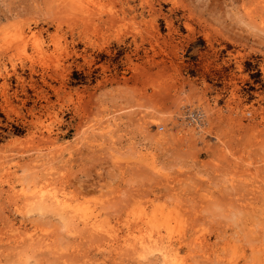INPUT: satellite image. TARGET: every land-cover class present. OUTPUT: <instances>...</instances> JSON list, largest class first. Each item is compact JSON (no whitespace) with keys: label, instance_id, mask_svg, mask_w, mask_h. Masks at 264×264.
Segmentation results:
<instances>
[{"label":"rangeland","instance_id":"rangeland-1","mask_svg":"<svg viewBox=\"0 0 264 264\" xmlns=\"http://www.w3.org/2000/svg\"><path fill=\"white\" fill-rule=\"evenodd\" d=\"M163 246L264 264V0H0V264Z\"/></svg>","mask_w":264,"mask_h":264},{"label":"bare ground","instance_id":"bare-ground-1","mask_svg":"<svg viewBox=\"0 0 264 264\" xmlns=\"http://www.w3.org/2000/svg\"><path fill=\"white\" fill-rule=\"evenodd\" d=\"M21 37V36H20ZM33 195H35V194H33ZM37 198V197H36ZM39 198H40V196H39ZM43 198V197H42ZM29 199V198H28ZM41 200V199H40ZM42 200H44V198L42 199ZM52 202H54V205H58V206H60V207H62V206H64L63 205V203H62V201L58 198V197H55L54 196V198H52ZM45 201V200H44ZM27 202V201H26ZM45 202H47V201H45ZM37 203V202H36ZM56 203V204H55ZM35 204V203H34ZM45 204V203H44ZM45 206H46V204H45ZM44 207V206H43ZM56 210H57V208H56ZM68 211V210H67ZM65 212V211H64ZM69 213V212H68ZM67 213V214H68ZM67 217V216H66ZM70 218V217H69ZM78 219H81L82 220V223L88 228V229H90L92 232H98L99 230H100V225L98 224V220H97V218L96 217H80V218H78ZM65 220V219H64ZM143 220V219H142ZM74 222V221H73ZM72 224V223H71ZM109 224V223H108ZM257 224V223H256ZM69 225V224H68ZM252 226H254V225H252ZM86 230V229H85ZM107 232V231H106ZM93 234V233H92ZM141 235V234H140ZM246 237H248V236H246ZM249 238V237H248ZM193 239V238H192ZM196 239V238H195ZM199 239V238H198ZM250 239V238H249ZM21 240V239H20ZM29 240V239H28ZM145 240V239H144ZM40 242V241H39ZM29 243V242H28ZM44 243V242H43ZM169 243V242H168ZM184 243V242H183ZM40 244V243H39ZM143 244V243H142ZM167 243H165V245H166ZM170 244V243H169ZM195 244V243H194ZM250 244V243H249ZM32 245V244H31ZM36 245V244H35ZM134 245V244H133ZM199 245V244H198ZM30 246V245H29ZM37 246V245H36ZM156 246H157V244H156ZM196 246V245H195ZM39 246H37V248H38ZM171 247V246H170ZM194 247V246H193ZM203 247V246H202ZM172 248V247H171ZM182 248V247H181ZM49 249V248H48ZM108 249V248H107ZM18 250V249H17ZM203 250V249H202ZM161 251H163L162 252V255H163V257H164V259L165 260H170V258H172L173 257V259H172V264H181V262H178V261H180V260H182V259H177V253H175V250H173V249H170L168 246H163L162 247V249H161ZM201 252V251H200ZM161 255V256H162ZM229 255V254H228ZM122 256V255H121ZM133 256V255H132ZM186 257V256H185ZM142 258V257H141ZM184 259V258H183ZM165 262V261H164ZM191 262V261H190ZM183 263V262H182ZM165 264V263H164ZM193 264V263H192Z\"/></svg>","mask_w":264,"mask_h":264},{"label":"built area","instance_id":"built-area-1","mask_svg":"<svg viewBox=\"0 0 264 264\" xmlns=\"http://www.w3.org/2000/svg\"><path fill=\"white\" fill-rule=\"evenodd\" d=\"M203 118L202 113H196L193 117H191L192 121L196 123L197 125L201 124Z\"/></svg>","mask_w":264,"mask_h":264}]
</instances>
